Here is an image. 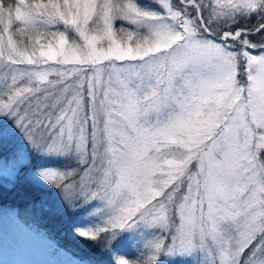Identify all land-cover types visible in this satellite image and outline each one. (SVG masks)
Returning a JSON list of instances; mask_svg holds the SVG:
<instances>
[{"label": "snow or ice", "instance_id": "6c2138e0", "mask_svg": "<svg viewBox=\"0 0 264 264\" xmlns=\"http://www.w3.org/2000/svg\"><path fill=\"white\" fill-rule=\"evenodd\" d=\"M159 3L0 0V63L14 73L0 113L38 151L76 154L83 167L35 174L70 207L103 202L104 224L80 235L140 223L169 233L118 264L197 250L206 264H264V51L252 54L264 49V0Z\"/></svg>", "mask_w": 264, "mask_h": 264}, {"label": "rangeland", "instance_id": "374dc122", "mask_svg": "<svg viewBox=\"0 0 264 264\" xmlns=\"http://www.w3.org/2000/svg\"><path fill=\"white\" fill-rule=\"evenodd\" d=\"M136 2L143 8L163 12L164 9L162 5L159 3V0H136ZM175 3V1L173 0ZM205 4L212 3L213 0H204ZM204 15H207V10H205ZM259 17L256 14H252L245 17H238V24H241L240 27L251 28L257 24ZM225 28L224 30H235L237 27ZM57 26H55L56 28ZM121 27L129 28L131 30H135V26L131 25L127 21L117 20L114 23V28L119 29ZM71 37H73L74 33H69ZM14 39H18L14 36ZM252 40V37H249ZM259 38L257 37L256 40ZM256 42V41H253ZM264 51V49H252V54L258 55L259 52ZM54 63V62H53ZM28 67L27 65L18 66L19 69H24ZM14 74L13 71L8 68L6 65L0 63V98H6V93L8 89L4 86V78L7 77L8 83L11 82V75ZM246 80V77L243 78ZM13 146V148L11 147ZM8 148L11 150H16L19 154L23 153L28 158V162H31V166L28 171H25L23 174V180L27 182H32L35 188H39L40 190V203H47V206L51 205V210L59 215L63 220L67 222H75L77 224V229L73 232L72 238H76L81 236L80 230H94L104 224L105 215L97 213L96 209L98 207L103 206V202L99 199L91 200L89 202H84L83 198H81L77 203V207H70L66 202L62 195V190L58 187H54L52 184L45 181L42 177L36 175V170L39 168L44 169H60V170H70L79 166V161L75 153H69L67 155H59L52 153H45L42 151H38L35 149L28 138L26 137L23 129L18 125L16 118L9 113H0V148ZM264 159V157H262ZM7 164V163H5ZM21 166V159L12 161L10 164L6 165V169H2L4 172V176L7 178H12L18 171V167ZM16 167V168H15ZM4 213H11L13 215H17L16 210L10 211L2 208L0 206V215ZM27 221L22 219L23 223L28 225L31 230H36L43 238L45 243L51 249L50 256L57 257L54 259L56 261L55 264H90L88 261L81 259L79 257H72L67 254L62 248L55 245L54 240L49 236L47 231L41 230L40 226L36 224L34 221L25 218ZM159 229V230H158ZM123 231V230H122ZM162 229L159 227H149L144 223H140L135 227L130 228L129 232V240H127L126 251L119 250V254L121 257L123 256H137L141 252H145V256L150 254L149 250L146 247L147 241L151 240L154 236H160L163 234L164 236H168L169 233H162ZM105 236V240L109 237L110 241L106 242V247L104 248L103 257H107L109 252L117 253L119 247L114 251L108 250L109 244L112 243V240H117V238L121 235V230L115 238L111 237V233H100L98 237L102 235ZM73 238V239H74ZM87 240V238H86ZM126 245V244H125ZM111 249V248H110ZM247 254V253H246ZM193 255L192 264H206V256L205 253L201 250H197L191 254H172V255H161L160 258L155 262V264H181L187 257ZM142 257V256H141ZM197 259V260H196ZM42 261V262H41ZM133 262V261H132ZM36 264H44L43 259H37ZM118 264V263H117ZM184 264V263H183Z\"/></svg>", "mask_w": 264, "mask_h": 264}, {"label": "trees", "instance_id": "16d2710c", "mask_svg": "<svg viewBox=\"0 0 264 264\" xmlns=\"http://www.w3.org/2000/svg\"><path fill=\"white\" fill-rule=\"evenodd\" d=\"M9 2L15 3L18 0H9ZM28 2L35 3L37 0H28ZM44 2H47V0H44ZM20 26L16 22L13 24L12 30L15 31ZM57 27L59 30H63V25ZM57 27H53L52 30L55 31ZM232 27H237V25L233 24ZM11 147L13 148V146ZM19 159L20 154L16 150L5 147L0 148V169H6L5 166L10 164L11 160L16 161ZM30 166L31 162L19 166L18 171L12 178H7L4 176V172L0 171V206L2 208L16 210L21 217H28V219L40 225V227H44L52 240L67 252L69 256L87 260L90 264H117L119 258L127 259L130 262L146 259L144 251L132 258L129 256L121 257V254H119V250L126 251L130 228L121 230V235L117 240L111 241L112 243L109 244L108 250L114 251L118 247L120 249L117 250V253L109 252L107 257H103V254L105 253L104 248L107 246L106 242L110 241L109 237L105 240V236L101 234L102 236L96 239L87 238L86 240V238H82L81 236L73 237V239V232L77 229V224L63 220L51 210V205L47 206V203L41 204L40 191L45 190L35 188L32 182L23 180V174L29 170ZM192 257L194 256L190 255L181 264H192Z\"/></svg>", "mask_w": 264, "mask_h": 264}, {"label": "bare ground", "instance_id": "6f19581e", "mask_svg": "<svg viewBox=\"0 0 264 264\" xmlns=\"http://www.w3.org/2000/svg\"><path fill=\"white\" fill-rule=\"evenodd\" d=\"M47 246L36 230H31L16 216L0 215V248L5 264H36L38 257L44 264H55L57 257L50 256L51 249Z\"/></svg>", "mask_w": 264, "mask_h": 264}]
</instances>
